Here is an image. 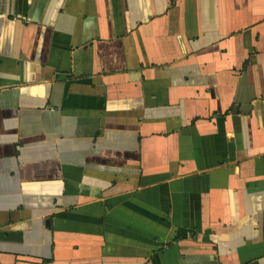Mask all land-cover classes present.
<instances>
[{"label": "crops", "instance_id": "obj_1", "mask_svg": "<svg viewBox=\"0 0 264 264\" xmlns=\"http://www.w3.org/2000/svg\"><path fill=\"white\" fill-rule=\"evenodd\" d=\"M0 264H264V0H0Z\"/></svg>", "mask_w": 264, "mask_h": 264}]
</instances>
